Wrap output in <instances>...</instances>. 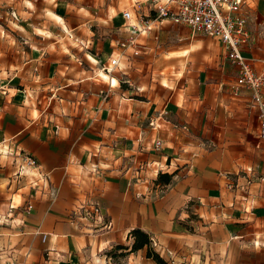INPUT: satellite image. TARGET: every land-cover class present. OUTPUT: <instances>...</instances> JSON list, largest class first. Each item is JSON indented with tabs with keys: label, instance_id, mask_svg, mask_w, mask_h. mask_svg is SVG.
<instances>
[{
	"label": "crops",
	"instance_id": "1",
	"mask_svg": "<svg viewBox=\"0 0 264 264\" xmlns=\"http://www.w3.org/2000/svg\"><path fill=\"white\" fill-rule=\"evenodd\" d=\"M245 9L242 53L264 72V0ZM115 32H74L81 54L28 51L0 24V264H156L145 248L114 249L135 228L169 264H264L259 110L230 94L221 41L172 19L125 47L126 27ZM24 155L38 174H18ZM92 201L109 229L73 213Z\"/></svg>",
	"mask_w": 264,
	"mask_h": 264
},
{
	"label": "built area",
	"instance_id": "2",
	"mask_svg": "<svg viewBox=\"0 0 264 264\" xmlns=\"http://www.w3.org/2000/svg\"><path fill=\"white\" fill-rule=\"evenodd\" d=\"M245 2L246 0H139V5L143 6L147 14H143L145 18L137 20L136 24H129L133 19L132 11L126 9L122 12L128 36L119 44L121 47L132 45L137 34L148 31L154 22L163 19L181 23L192 33L218 38L224 47L226 60L235 68L236 78L230 85L229 92L232 96H238L244 91L248 93L250 107L259 110L258 136L264 139V72H256L242 53L243 47L252 43L253 39ZM138 52L134 51V54ZM115 65L116 59L113 58L106 69L111 71V66ZM155 144L160 147L161 142L156 141ZM22 159L23 165L18 174L26 175L32 171L34 174L39 173L36 159L30 155H24ZM41 180L47 182V176L41 175ZM73 213L101 229L111 227V223L105 221L98 202L81 204Z\"/></svg>",
	"mask_w": 264,
	"mask_h": 264
},
{
	"label": "rangeland",
	"instance_id": "3",
	"mask_svg": "<svg viewBox=\"0 0 264 264\" xmlns=\"http://www.w3.org/2000/svg\"><path fill=\"white\" fill-rule=\"evenodd\" d=\"M124 9L132 11L129 24L145 18L139 0H0V24L16 40L27 41L23 46L28 51L35 43L43 49L59 43L62 49L69 45L81 54L84 49L72 41L74 32L82 39L110 38L118 33L115 28L127 25L119 16Z\"/></svg>",
	"mask_w": 264,
	"mask_h": 264
},
{
	"label": "trees",
	"instance_id": "4",
	"mask_svg": "<svg viewBox=\"0 0 264 264\" xmlns=\"http://www.w3.org/2000/svg\"><path fill=\"white\" fill-rule=\"evenodd\" d=\"M172 175L167 173H159L157 177V183L159 184H168L171 180ZM128 238L132 239V243L130 246L127 245H116L114 247L115 250H121L119 255L126 254L123 250H127V252H134L139 249L145 248L146 257L154 261L156 264H169L166 260H164L152 247V241L147 233L142 231L141 229L135 228L132 229L128 233ZM112 254V251H110ZM116 256V254H112V256Z\"/></svg>",
	"mask_w": 264,
	"mask_h": 264
}]
</instances>
